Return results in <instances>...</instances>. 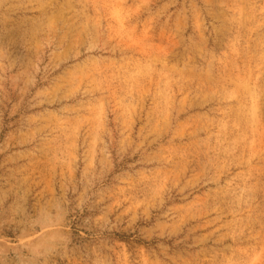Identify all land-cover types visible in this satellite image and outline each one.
I'll return each instance as SVG.
<instances>
[{
	"label": "rangeland",
	"instance_id": "1",
	"mask_svg": "<svg viewBox=\"0 0 264 264\" xmlns=\"http://www.w3.org/2000/svg\"><path fill=\"white\" fill-rule=\"evenodd\" d=\"M0 264H264V0H0Z\"/></svg>",
	"mask_w": 264,
	"mask_h": 264
}]
</instances>
